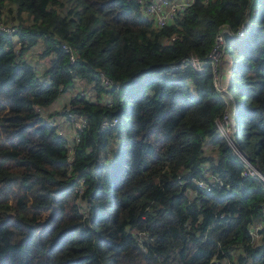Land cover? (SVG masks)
Returning a JSON list of instances; mask_svg holds the SVG:
<instances>
[{
	"label": "trees",
	"instance_id": "trees-1",
	"mask_svg": "<svg viewBox=\"0 0 264 264\" xmlns=\"http://www.w3.org/2000/svg\"><path fill=\"white\" fill-rule=\"evenodd\" d=\"M143 7L0 0V264H264V183L218 129L211 58L222 33L235 140L264 170V0H194L164 26ZM76 79L96 94L70 98L69 147L42 109ZM206 168L229 186H198Z\"/></svg>",
	"mask_w": 264,
	"mask_h": 264
},
{
	"label": "built area",
	"instance_id": "built-area-1",
	"mask_svg": "<svg viewBox=\"0 0 264 264\" xmlns=\"http://www.w3.org/2000/svg\"><path fill=\"white\" fill-rule=\"evenodd\" d=\"M143 3V12L150 16L151 18H154L155 24L158 26H164L168 24L169 22H172L175 18V16L184 8H186L188 5H190L194 0H140ZM0 29L12 31L13 27L11 25L5 24L0 22ZM240 33L243 32V30L239 31ZM224 40L223 34L220 33L217 36L216 44L212 50L211 58H212V64L214 68V81L216 84L217 80V74L216 70L218 67H221L222 58L224 54H227L224 51V46H222V42ZM18 49V46H16ZM71 58H73V53L70 54ZM190 61L192 62L193 66L196 69L201 68V61L196 58L195 56L190 57ZM224 62L227 64L229 63V69L227 71H224L220 75V78L225 80L224 84L221 85V87L217 86L219 89H221L223 92H225V95L228 96L227 98V106L219 118H217V125L220 133L225 137L227 140L229 146L232 148V150L235 152V154L239 157V160L242 164L241 174L244 176H252L259 178L264 183V170H262L258 162L253 161L237 144L235 140L234 133L236 131L237 125H236V108L234 99L227 91V84L230 77V58L227 55V58H224ZM103 83L108 84L110 83V80L103 77ZM217 85V84H216ZM68 118H73L76 123V133L74 135V142L73 144L69 143L68 138V144L69 147L73 146L74 143L79 139L78 137V130L83 128V126L86 124V119L82 115H76L72 114L70 111L64 113ZM116 122V119L113 120H104L103 121V127L113 125ZM61 134V133H60ZM64 135V134H63ZM205 175L204 177H200L196 179V182L198 186L211 189L212 186L218 185V186H229L228 183H225L223 179L217 175L216 173H213L209 168H206L204 171ZM82 190V186L79 188ZM262 211H263V217H264V202L262 204ZM264 228V220L259 222H254L249 224V232L252 238L253 242H256L260 238V230Z\"/></svg>",
	"mask_w": 264,
	"mask_h": 264
},
{
	"label": "rangeland",
	"instance_id": "rangeland-1",
	"mask_svg": "<svg viewBox=\"0 0 264 264\" xmlns=\"http://www.w3.org/2000/svg\"><path fill=\"white\" fill-rule=\"evenodd\" d=\"M39 50H41V47L39 44L36 45L35 47L33 46L32 48L28 49L26 53V57L30 61L35 62L38 56ZM224 58H227V54H224L222 58L223 61L221 63V67H218L216 70V74H217L216 84L219 87H221V85H223L225 81L220 78V75L224 73V71H227L229 69L228 67L229 63L227 64L226 62H224ZM45 66H46V62L44 61H40L37 64V67L41 70L44 69ZM236 72H237V66L234 65L233 73L236 74ZM91 85L92 84L88 80L76 79L74 86L72 88H69L67 91L61 93L59 97L52 104L42 109L43 115L48 120V122H50V124L55 126L56 130L59 133L66 135L69 138L70 144H73L74 142V135L77 131L76 123L73 118H68L66 114L64 113L69 112L71 110L72 106L71 104H69V100L72 96L76 95L77 93H81V94L86 93L88 96H92V97L95 96L96 94L95 90L92 88ZM226 95L225 97L227 99L228 96ZM236 125H237V119H236ZM113 145H115V142H113ZM246 149L253 154L254 153L253 143L247 142ZM207 152L213 153L215 151H213V149L211 148H207ZM226 263L233 264V262L231 261H227Z\"/></svg>",
	"mask_w": 264,
	"mask_h": 264
}]
</instances>
